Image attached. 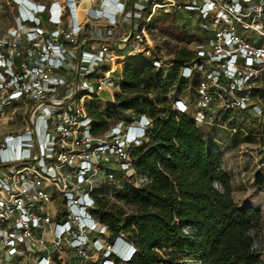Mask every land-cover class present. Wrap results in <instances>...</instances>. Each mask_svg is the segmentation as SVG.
<instances>
[{"label":"built area","instance_id":"built-area-1","mask_svg":"<svg viewBox=\"0 0 264 264\" xmlns=\"http://www.w3.org/2000/svg\"><path fill=\"white\" fill-rule=\"evenodd\" d=\"M29 2L28 21L16 18L18 29L0 36V114L20 107L24 115L20 132L0 138V258L19 260L27 251L34 264H51V253L66 248L84 260L94 253L101 254L99 264H125L134 254L131 243L119 237L101 245L95 236L91 184L100 165L112 171L110 162L122 178L135 179V188L148 183L135 174L130 151L146 142L151 121L131 116L104 135L93 134L88 104L113 103L121 80L113 75L132 55L146 57L154 70L170 65L150 53L146 33L152 13L162 9L194 13L208 24L177 70L197 81L194 110L181 98L170 101V110L188 115L196 127L218 110L261 115L248 91L264 77V0H135L130 14L120 0L108 1L112 14L95 0H72L70 10L65 0ZM143 9L148 14L137 23ZM98 20L103 28L84 35V26ZM43 21L52 29L43 30ZM54 200L61 206L50 214Z\"/></svg>","mask_w":264,"mask_h":264},{"label":"trees","instance_id":"trees-1","mask_svg":"<svg viewBox=\"0 0 264 264\" xmlns=\"http://www.w3.org/2000/svg\"><path fill=\"white\" fill-rule=\"evenodd\" d=\"M167 18L161 14L154 25L165 24ZM173 37L182 38L180 33ZM189 55L179 52L164 80L149 60L129 58L122 65L120 91L113 103L99 109L88 104L93 134L126 111L151 121L146 142L130 151L135 174L148 183L120 193L134 211H104L96 202L95 216L104 224L110 243L121 236L133 246L134 254L125 264H263L251 234L260 213L233 202L219 146L189 116L171 111L170 101L154 94L149 97L153 91L163 92L167 84L194 90L195 78L186 80L177 74L178 65ZM252 97L264 103V86ZM114 264L119 263L114 260Z\"/></svg>","mask_w":264,"mask_h":264},{"label":"rangeland","instance_id":"rangeland-1","mask_svg":"<svg viewBox=\"0 0 264 264\" xmlns=\"http://www.w3.org/2000/svg\"><path fill=\"white\" fill-rule=\"evenodd\" d=\"M108 1L109 0H95V5L100 2V7L105 8L112 14L111 9L108 8ZM120 1L123 2L126 7V13L130 14L131 7H135V0ZM173 1L177 2L178 0ZM25 2V0H0V36L5 34L7 29H18L16 26V18L28 21V18L23 17L22 12L27 13L29 18L31 17V15L25 11V9H27L24 8ZM147 14V10H141L139 16L134 18V21L137 23L142 22ZM161 14H167V21L161 26H155L154 22ZM79 19L81 21L80 23L83 24L82 12L79 14ZM148 22L146 33L149 47H151L149 49L150 53H156L159 57L163 58L164 62L170 64L166 69L164 68L161 70L162 73L159 74L160 80L167 78L169 71L172 69V61L177 57V54L181 51H189V43L192 41H200L208 32V24L206 22L201 20L194 13L185 11L172 10L170 12H163L162 9H156ZM63 23H66V19H64ZM103 26V20L95 21L90 28L88 25L84 26L83 34L86 35L88 32L101 30ZM42 28L45 31L52 29L45 21L42 22ZM179 33L182 37L181 40L173 37ZM247 34L258 38L256 33L253 34L248 32ZM88 44L91 45L92 43L88 42ZM132 57L135 58L138 57V55H132L130 58ZM140 57L141 59H146L143 55ZM122 65L123 63L113 75L114 79L121 77ZM263 86L264 77L254 82L251 89L248 91L249 96L261 107V115H256L253 112L218 110L215 118L212 120L208 119L207 123H204V125L198 128L204 133L208 132L213 142L219 146L223 153L222 170L230 180V195L235 205L240 209L249 207L260 213L259 224L251 230V234L254 237V248L261 253L262 262L264 264V103L258 98L252 97V92L261 90ZM164 87L163 92L158 90L153 91L149 97L152 98L154 94L168 101H171L173 97L186 99L189 103V110H194L195 97L193 91H190L189 87L182 90L175 88V86H170V84ZM119 91L120 89L116 90V94H118ZM97 107L98 109L102 108L99 105ZM11 113L12 112H3L0 114V138L8 133L20 132L24 127L22 108L16 107L14 112ZM131 116L132 114L129 111L123 112L118 120L109 121L107 128L113 124L122 123ZM107 128L98 134L104 135ZM107 166L111 168L112 171L109 172L100 165L91 184L95 203L97 202L101 205L104 211L114 210L122 211L125 214L132 213L134 211L133 207L125 204L120 199V193L125 189L135 188V179L122 178L116 171L117 166L112 162L108 163ZM107 173L112 174V179L108 180L106 178ZM214 186L218 190H222V187L218 184ZM37 204L36 202L34 205L36 206ZM59 205L61 206V203L54 200V202L48 206L50 214H53L55 208H58ZM98 222L99 228L95 236L100 241L101 245H103L104 242L110 243L109 235L108 239L101 238V234L106 231V228L99 219ZM115 245L116 244L113 246ZM51 255V264H99L96 259L98 256L100 257L101 254L91 253L89 259L84 260L75 252L62 248L60 254L52 252ZM0 264H34V260L33 255L26 251L23 258L19 260L0 258Z\"/></svg>","mask_w":264,"mask_h":264},{"label":"clouds","instance_id":"clouds-1","mask_svg":"<svg viewBox=\"0 0 264 264\" xmlns=\"http://www.w3.org/2000/svg\"><path fill=\"white\" fill-rule=\"evenodd\" d=\"M19 1H23V0H19ZM25 1L26 2H25L24 8H27V9H25V11L26 10H27V12L29 11L28 13L31 15L32 14L33 4L31 2H29V1H27V0H25ZM71 1L72 0H65L66 8H68V10H70V8H71V4H72ZM22 13H23V17L29 18L28 15H27V13H25V12H22Z\"/></svg>","mask_w":264,"mask_h":264},{"label":"crops","instance_id":"crops-1","mask_svg":"<svg viewBox=\"0 0 264 264\" xmlns=\"http://www.w3.org/2000/svg\"><path fill=\"white\" fill-rule=\"evenodd\" d=\"M102 239H107L108 238V233L104 231V233L101 234Z\"/></svg>","mask_w":264,"mask_h":264},{"label":"bare ground","instance_id":"bare-ground-1","mask_svg":"<svg viewBox=\"0 0 264 264\" xmlns=\"http://www.w3.org/2000/svg\"><path fill=\"white\" fill-rule=\"evenodd\" d=\"M59 7V6H58ZM27 11V10H26ZM29 12V11H28ZM75 12H76V16H77V18H79V8H77L76 6H75Z\"/></svg>","mask_w":264,"mask_h":264}]
</instances>
